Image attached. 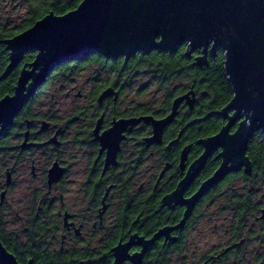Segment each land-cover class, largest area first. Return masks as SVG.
<instances>
[{
  "label": "flooded vegetation",
  "instance_id": "flooded-vegetation-1",
  "mask_svg": "<svg viewBox=\"0 0 264 264\" xmlns=\"http://www.w3.org/2000/svg\"><path fill=\"white\" fill-rule=\"evenodd\" d=\"M186 51L184 44L172 54L183 53L186 61L192 60L196 67L207 65L195 64L200 52L186 55ZM180 63L182 69L186 68L185 61ZM98 74L103 82L94 92L76 91L74 97H81L85 104L71 107L67 115L60 110L61 105H50L45 112L35 111V103L50 85L46 80L23 107L26 117L22 122H16L18 115L15 117L9 127L12 136L6 159V165L12 168L6 167L4 176L0 174V226L7 223L3 221L5 208H9L6 199L16 186V169L28 166L30 180L38 186L31 191L29 205L19 204L22 210L18 220L22 223L12 231L25 228L32 208L37 206L46 230L45 242L52 247V252L59 250L66 256L73 251V264H112L114 249L125 245V259L121 264H134L133 260L138 259V264H264V218L261 217L264 178L252 174L251 164L249 174L241 168L209 188L196 201L181 227L149 243L142 253L143 244L157 232L180 223L186 210L183 202L217 170L222 150L209 156L181 198L164 205V198L180 189L178 184L204 151L198 142L206 138L190 142L188 132L205 118L204 91H198L194 84L180 87L174 83L166 100L156 108L150 107L153 113L143 114L142 104L129 102L124 96L128 82L133 79L135 83L137 71L126 76L124 68L99 69ZM76 87L72 86L65 98ZM105 90L111 94L99 100ZM191 91L192 106L186 100L179 104L172 123L163 129L160 143L145 142L152 136V127L144 122L127 126L116 146L113 142L105 146L99 142V137L120 119L166 117L173 100ZM195 109L197 115H194ZM223 122L225 125L226 121ZM183 151L186 152L184 160L181 159ZM55 164L64 172L48 187V171ZM205 170L209 171L207 176H204ZM71 173L73 177L69 179ZM66 181L72 190L65 188ZM77 253L81 254L78 260L74 258Z\"/></svg>",
  "mask_w": 264,
  "mask_h": 264
},
{
  "label": "water",
  "instance_id": "water-1",
  "mask_svg": "<svg viewBox=\"0 0 264 264\" xmlns=\"http://www.w3.org/2000/svg\"><path fill=\"white\" fill-rule=\"evenodd\" d=\"M1 43L8 52V63L0 74V82L19 67L26 53H36L31 63L21 67L12 95L0 99V135L13 125L15 117L52 71L65 62L97 55L106 61L123 59L127 63L138 53H174L185 44L186 55L200 52L195 64L203 66L208 51L223 52L224 72L232 90L231 101L219 112L226 123L217 134L198 142L203 153L190 166L192 172L189 170L178 184L180 189L164 198V205L181 198V193L209 156L219 149L222 150L220 166L183 202L186 210L180 223L157 232L143 244L142 253L149 243L181 227L196 201L228 173L241 168L246 174L250 173V163L245 157L248 142L255 132H261L264 137V0H83L74 10L61 16L49 13ZM110 94V90H105L99 100ZM192 95L191 91L175 98L171 112L162 119L141 116L115 121L112 128L99 137V142L102 146L111 142L116 146L127 126L144 122L152 127V136L145 142L160 143L163 129L172 123L179 104L186 100L192 106ZM234 127V132L230 133ZM185 155L183 151L182 160ZM63 172L57 164L53 165L47 175L48 187L57 182ZM6 174L8 183L9 172ZM261 217L264 218V209ZM126 247L114 249L112 264L124 261ZM0 261L20 264L1 240ZM133 263L138 264L139 259ZM26 264H32V260Z\"/></svg>",
  "mask_w": 264,
  "mask_h": 264
},
{
  "label": "trees",
  "instance_id": "trees-1",
  "mask_svg": "<svg viewBox=\"0 0 264 264\" xmlns=\"http://www.w3.org/2000/svg\"><path fill=\"white\" fill-rule=\"evenodd\" d=\"M10 1L21 6L20 9H23L24 13L17 25H11L8 21H0V74L8 63V52L5 49V45L1 43L3 40L30 28L36 21L49 13L55 16L64 15L74 10L83 0ZM35 53V51L26 53L19 67L0 82V99L7 95H12L21 67L31 63ZM77 59V61L72 60L57 66L46 80H49V83L52 81L69 82L70 78L80 73L82 69L96 66L103 71L107 69L119 71L124 68L126 76L134 74L135 71H138V74H149L156 87L162 90L171 88L174 83H178V85H181L180 87L194 84L198 91H204L205 93L202 100V113L205 118L202 123L195 124L189 128L188 132L191 136L189 141L193 142L199 138L212 136L224 125L223 118L219 115V112L231 101L232 90L224 72V54L221 50H217L216 53L209 52L206 61L207 65L203 67L193 66V61H186L183 53L175 55L158 51H153L146 55L138 53L129 59L126 65H123L122 59L106 62L97 55ZM181 61L186 62V68H181ZM171 92L169 91V94ZM22 110L15 119L16 122H22L23 118L26 117ZM141 111L143 114L154 112L153 109L146 105H142ZM194 115H197V109H195ZM235 128H233V132ZM11 136L9 128L0 135V174L7 167L6 163L2 162V159L8 158ZM245 157L252 165V174L264 178V137L261 132H255L249 140ZM211 162L212 160L208 164L209 167ZM208 174L209 171L205 170L204 176ZM45 233L46 230L41 223V215L37 206L32 208L30 221L21 231L5 232L0 226L2 244L16 257L20 264H26L29 260H32V264H73V261H71L73 260V251H69L66 256L59 250L52 252V247L45 242ZM80 257L81 254L79 253L74 256L77 260Z\"/></svg>",
  "mask_w": 264,
  "mask_h": 264
},
{
  "label": "rangeland",
  "instance_id": "rangeland-1",
  "mask_svg": "<svg viewBox=\"0 0 264 264\" xmlns=\"http://www.w3.org/2000/svg\"><path fill=\"white\" fill-rule=\"evenodd\" d=\"M21 6L13 3L10 0H0V21H8L11 25H17L23 16L24 10L20 9ZM87 70L75 74L72 76L69 82H51L49 86H47L46 91H44L43 96L35 103V111L36 112H45L47 107L50 105L60 106V110L64 115L68 114V111L73 106L82 107L85 104V100L80 98H75L74 93L80 90L81 93H88L96 90L100 83H102L101 75L98 74L99 68L96 66H91L86 68ZM138 73V71H137ZM132 79V77L130 78ZM72 86H77L73 92H71L68 98H65V94L68 90H71ZM171 88L169 87L167 90L158 89L155 83L150 79L149 74H138L136 77V81L134 80L128 82L126 87V91L124 96L129 98L127 101H135L136 103H140L142 105H146L147 107L156 108L162 102L166 100L169 95V91ZM139 90L138 92H136ZM73 101V104L71 103ZM127 101L125 103H127ZM81 125V124H79ZM73 131V130H72ZM72 138V137H70ZM70 138L66 139L67 141ZM71 146V145H70ZM71 148V147H69ZM6 159H2L4 164L6 163ZM8 168H12L10 164L7 166ZM1 174L4 176L3 172ZM15 188L9 192L7 196V204L9 208H5V217L3 219V231L9 232L12 231L22 223L18 220L19 216H21V210L19 209V204L24 202L29 205L31 191L33 188L38 186L37 182L31 181L29 167H18L16 169L15 174ZM73 174L68 177L71 179ZM68 179V180H69ZM65 188L68 190H72V185H69L68 181L64 183ZM12 202H15L13 204ZM18 203V204H17ZM7 205V206H8ZM22 206V205H20ZM17 212L18 215L14 213ZM196 234V233H195ZM55 246H58L56 243Z\"/></svg>",
  "mask_w": 264,
  "mask_h": 264
},
{
  "label": "snow or ice",
  "instance_id": "snow-or-ice-1",
  "mask_svg": "<svg viewBox=\"0 0 264 264\" xmlns=\"http://www.w3.org/2000/svg\"><path fill=\"white\" fill-rule=\"evenodd\" d=\"M0 264H3V261H0Z\"/></svg>",
  "mask_w": 264,
  "mask_h": 264
}]
</instances>
